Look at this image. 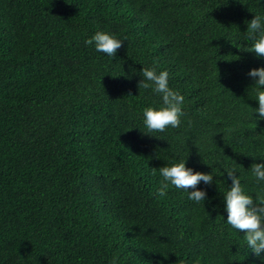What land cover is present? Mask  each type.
Listing matches in <instances>:
<instances>
[{
  "label": "trees",
  "instance_id": "1",
  "mask_svg": "<svg viewBox=\"0 0 264 264\" xmlns=\"http://www.w3.org/2000/svg\"><path fill=\"white\" fill-rule=\"evenodd\" d=\"M257 13L264 0H0V264H264L220 193L225 167L254 193L264 160L247 76L264 58L245 39ZM97 29L125 39L113 58L85 45ZM153 61L184 116L146 134ZM184 159L212 170L204 204L156 195L158 168Z\"/></svg>",
  "mask_w": 264,
  "mask_h": 264
},
{
  "label": "clouds",
  "instance_id": "2",
  "mask_svg": "<svg viewBox=\"0 0 264 264\" xmlns=\"http://www.w3.org/2000/svg\"><path fill=\"white\" fill-rule=\"evenodd\" d=\"M247 29L245 39L251 41V51L257 58H264V13L254 14L250 21L245 22ZM125 39H119L109 31L97 29L91 37L84 43L90 45L97 53L107 55L113 58L122 42ZM135 69L132 72L135 73ZM141 79L138 87L150 89L152 93L159 97V104L156 106H147L141 110V120L145 129L144 133L164 132L167 128H178L181 126V117L184 116L183 104L184 96L170 87L169 73L166 69H159L156 61L153 66L142 67L139 71ZM254 84L251 87L252 98L257 102V107L251 108V115L256 113L255 121L264 120V66L250 68L247 72ZM153 175L156 174L153 168ZM159 187L156 189V195L159 198L166 196L170 188H174L187 194V199L200 204L207 199L205 187H198L203 184L208 186L213 184V175L211 172L195 171L191 167H186V160L177 163L165 164L158 168ZM248 171L254 178L256 190L254 193H248L244 190L240 175L232 167H225L223 175L226 173L222 183L225 185L222 192L223 212L226 213L225 224L231 230L243 232L245 247L251 254L264 261V160L254 162ZM230 181V183H228ZM216 206H213L215 211ZM109 264H117L113 257Z\"/></svg>",
  "mask_w": 264,
  "mask_h": 264
}]
</instances>
